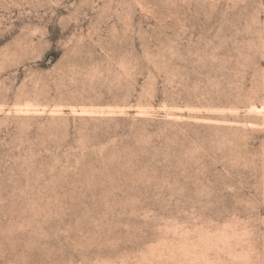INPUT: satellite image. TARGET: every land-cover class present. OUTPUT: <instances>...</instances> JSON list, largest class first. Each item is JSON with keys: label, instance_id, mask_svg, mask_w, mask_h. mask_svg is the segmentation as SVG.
Listing matches in <instances>:
<instances>
[{"label": "rangeland", "instance_id": "1", "mask_svg": "<svg viewBox=\"0 0 264 264\" xmlns=\"http://www.w3.org/2000/svg\"><path fill=\"white\" fill-rule=\"evenodd\" d=\"M0 264H264V0H0Z\"/></svg>", "mask_w": 264, "mask_h": 264}]
</instances>
